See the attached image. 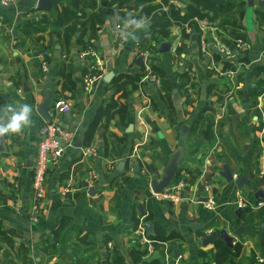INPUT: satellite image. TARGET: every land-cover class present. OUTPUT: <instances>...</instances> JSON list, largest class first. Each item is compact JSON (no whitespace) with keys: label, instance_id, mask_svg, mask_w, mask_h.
<instances>
[{"label":"crops","instance_id":"1","mask_svg":"<svg viewBox=\"0 0 264 264\" xmlns=\"http://www.w3.org/2000/svg\"><path fill=\"white\" fill-rule=\"evenodd\" d=\"M94 1L92 6L93 0H79L86 15L97 11L99 0ZM228 1L244 3L242 18L235 14L232 24L225 22L232 17L230 12L200 19L217 25V30L207 34L212 47L215 43L231 46L233 39L246 38L249 50L230 56L216 52L206 56L200 49L201 32L193 21V29L188 22L172 25L168 39L155 41L148 32L145 44L153 52L136 66L140 50L131 47L132 40L141 29L161 20V0L151 1L157 7L148 18L140 20L141 28L122 25L126 33L123 47L114 46L117 17L112 14L97 27L93 45L104 61L103 76L111 70L114 75L108 82L102 78L90 93L82 82L84 70L78 58L81 45L73 38L68 47H62L58 33L63 29L53 23L57 13L71 6L72 0H53L50 10L38 8V0L0 4V114L9 105L27 104L32 108L31 125L20 133H8L4 150L0 151V227L5 234H0V264H110L113 254L126 264H136L130 256V251L139 247L134 229L139 222L147 221L153 230L156 227L166 235L174 234V238L152 242V249L147 248L143 257L147 263L159 260L170 264L172 250L178 249L179 256L172 264H218L217 244L227 248L224 243L217 240L201 246L198 238L222 229L233 234L241 227L232 248H227L235 255L222 264H250L255 255L264 254V206L256 207L264 198H254V190L264 183L259 176L264 142V115L259 107L264 110V85L257 97L244 101L248 89L264 81V59L258 60L264 42L259 22L263 21L255 13L264 3L252 8L257 27L249 30L245 2ZM187 2L180 0V6L185 8ZM129 5L134 6V0ZM120 10L127 13L125 8ZM37 25L45 30L36 33ZM81 29L78 27L76 35ZM162 40L170 42L166 53L157 51ZM45 53L46 70L41 67ZM212 63L225 72L235 71L236 76L217 73ZM258 66L263 71L256 73ZM153 67L162 71L161 83L157 75L159 86L149 75ZM120 73L140 75L135 87L125 85L126 97H121V91L111 84ZM66 75L73 80V89L68 80L66 83ZM47 78L51 80L53 98L64 96L72 103L68 114L54 117L71 131L72 145L48 172L47 193L38 202L39 219L34 222L29 161L30 156L34 160L39 130L45 122L37 107ZM30 87L32 90L26 91ZM112 100L126 105L124 123L117 113L99 114ZM181 131L186 133V154L175 181L184 180L187 196L176 203L154 200L147 174L160 177ZM134 161L141 168L139 178L133 171ZM223 161L233 175L245 174L250 185L237 188L233 182H226L218 174ZM89 171L97 175L84 188L82 177ZM69 182L79 188L63 195L61 189ZM237 193L247 202L239 218L234 214ZM206 197L214 199V209L205 208ZM192 224L200 228L193 231Z\"/></svg>","mask_w":264,"mask_h":264},{"label":"trees","instance_id":"2","mask_svg":"<svg viewBox=\"0 0 264 264\" xmlns=\"http://www.w3.org/2000/svg\"><path fill=\"white\" fill-rule=\"evenodd\" d=\"M132 0H99V7L97 11L86 15L82 10L79 0H72V5L67 7L63 11H59L57 16L53 18V23L57 26L62 27V33H58V38H62L63 42L61 43L62 47H68L71 44L73 38H76V42L81 45V48H85L87 45L94 46V41L97 34V27L101 26L106 18L115 14L117 17V24L121 26L126 23L129 19L140 21L142 19H146L150 16V14L156 9V5L151 4L152 0H134V6H130L129 2ZM95 1L91 2L92 6L95 5ZM161 4L159 6L167 7V10L164 11L161 15V20L154 22L148 26L147 29H141L140 33L135 35L131 47L138 46L137 50L144 51L150 50L153 51L152 48L147 47L145 44V35L148 32H151V38L156 41L157 38L168 39L171 36L170 27L174 24H183L188 22L190 28H195V24L193 22V17L198 18H212V16L218 14H232L231 18H226L225 22L232 24V19H234L235 14H238L241 18L244 15V9L242 8L244 3L240 2H229L225 0L223 3L216 2L214 0H188L185 8L180 6V0H161ZM175 3V4H174ZM115 6V7H113ZM113 7V9H112ZM264 6H259L258 8H263ZM121 8H125L127 13L121 11ZM255 9L256 15L259 19H262L264 22V10ZM210 14L212 15L211 17ZM234 15V16H233ZM47 22V20H44ZM78 27L82 29L76 35ZM130 28H134L135 26L128 25ZM34 30L37 32L44 31V26H34ZM84 37L86 40L84 41ZM38 40L42 39V37H38ZM52 42H54L52 40ZM153 71L160 75V83H161V75L162 71L156 67H153ZM84 70V68H83ZM263 71L262 66L256 67V73ZM140 75L138 73L135 74H126L120 73L114 76L111 80V84L117 87L118 91H121V97H126L125 85H130L135 87V82L138 81ZM65 80L70 84L69 88H74V82L71 79L70 75L65 76ZM264 81L257 82L256 87L249 88L248 93L246 94L244 101L249 102L252 98L257 97L263 89ZM114 113L119 115V120L121 123L125 122L126 117V105L124 103L116 102L115 100L108 103L105 108L100 110L99 114H105L107 116H111ZM178 177V175H177ZM177 177L175 179H177ZM175 181V180H174ZM136 224V223H135ZM0 234L5 235L0 227ZM174 238V234H164L159 230V228H154L153 235H149V239L152 240L154 244L157 241L162 242L168 239ZM218 254L216 259L218 260V264H222V262H226L227 258L232 259L230 256H233L232 252L229 249L222 246L221 243L217 244ZM147 248H134L130 251V256L132 257V262L139 264L144 262L143 257L146 254ZM239 250V245L236 246V251ZM253 262V261H252ZM251 262V263H252ZM110 264H126L123 262V259L115 256L114 254L110 256ZM144 264H161L159 260L144 262Z\"/></svg>","mask_w":264,"mask_h":264},{"label":"built area","instance_id":"3","mask_svg":"<svg viewBox=\"0 0 264 264\" xmlns=\"http://www.w3.org/2000/svg\"><path fill=\"white\" fill-rule=\"evenodd\" d=\"M12 0H0V4L6 6L11 4ZM175 4V3H174ZM163 11L167 10V7L163 6ZM193 21L197 24L199 31L201 32L200 49L208 56L212 57L213 53L221 54L222 56H230L235 53L247 52L250 48L249 42L244 37H237L233 39L231 46L224 44L215 43L214 47L210 46L207 42V34H211L214 30H217V25L213 22H209L205 19L193 17ZM259 26L264 30V22H259ZM113 43L114 46L123 47L124 40L126 39L125 29L120 25L114 26ZM45 53L41 56V67L46 70L48 61ZM140 55L143 58L148 57V50L140 51ZM78 58L80 64L84 68V74L82 77L83 87L86 92L90 93L93 91L95 84L102 80L105 69L103 58L96 51L94 46L87 45L85 48H81L78 52ZM264 59V42L262 43L259 53L258 60ZM217 73L222 75L229 74L230 77H235V71H223L217 68L216 63H212ZM149 69V66L146 67ZM152 81L159 86L158 77L149 71ZM72 109V103L64 96H57L53 98L48 113L51 115L49 121H45L39 130V142L37 152L33 160L32 165V187H33V205L31 219L37 222L39 217L37 215L38 202L45 197L47 193V176L50 168L59 163L63 156L66 147L72 145L71 131L63 126L56 118L58 115L68 114ZM261 115H264V110L259 107ZM95 171H89L82 177V181L87 186L91 185L93 180L96 178ZM259 176L264 180V142L261 141V153H260V164H259ZM236 174L233 178H236ZM79 187L75 186L72 182L67 183L61 189L63 195L74 193ZM264 190V183L259 187ZM187 189L183 179L173 181L160 193H152L151 197L154 200L161 202L176 203L183 199V192ZM238 199L236 201L237 207L244 208L247 205L246 200L237 193ZM203 204L205 208L212 210L215 208V201L212 197L204 198ZM264 206V202H258L256 207ZM134 234L137 236V243L139 247H146L152 249V241L146 234V228L143 222H139L134 229ZM252 264H264V254L255 255Z\"/></svg>","mask_w":264,"mask_h":264},{"label":"water","instance_id":"4","mask_svg":"<svg viewBox=\"0 0 264 264\" xmlns=\"http://www.w3.org/2000/svg\"><path fill=\"white\" fill-rule=\"evenodd\" d=\"M216 2L223 3L225 0H214ZM246 4V8L252 9L256 4L261 5L264 3V0H243ZM37 6L40 9L43 10H50L54 7L53 0H38ZM248 11V10H247ZM246 11V12H247ZM252 12V10H251ZM170 50V42L162 40L159 42L158 45V53H166ZM143 60V56L139 55L135 60V65L140 66L141 62ZM1 68V66H0ZM114 75V71H109L105 76H103V80L105 82H108L111 77ZM51 80L49 78L46 79V89L44 92V96L40 102V104L37 107V112L39 115L43 118L44 121H49L51 119V115L48 113L50 105L53 100V92L52 88L50 86ZM23 86L26 87L27 83L24 82ZM26 90V88H25ZM32 88H28L26 91H31ZM185 131H181L179 135V140L177 142V147L174 149V151L169 155L168 160L160 174V177H157L156 173H151L150 175L147 174V177H150L149 179V187L152 193H160L163 189H165L168 185H170L176 178L179 170H180V162L183 158V156L186 154L184 151V139H185ZM8 134L4 136H0V151L4 150V142ZM33 156H30L29 166H32ZM122 166L124 165V162L120 163ZM122 170V169H121ZM133 171L137 178L141 177L140 172L141 168H139L138 161L133 162ZM142 173H145V170L142 171ZM147 173V172H146ZM218 174L226 181V182H233L234 185L237 188H241L242 185H250V181L246 178L245 174H241L236 178H233V174L231 170L228 168V166L224 163L222 168L218 171ZM82 187L87 188L86 183L82 182ZM92 192V188H91ZM187 190L184 191L183 198L187 196ZM254 198L255 200L259 198H264V190L261 188H256L254 190ZM242 211L241 207H237V209L234 211V214L239 218L240 213ZM144 226L146 228V234L147 236L153 235V228L152 223L147 221L144 223ZM195 227L200 228L198 224H192L191 229L195 231ZM243 228H239L238 230L234 231L233 234H229L226 230L222 229L218 232H211L209 234H202L198 238V245L206 246L207 244H212L217 240H220L224 243V245L227 248H232V243L235 241L234 236L237 235L240 231H242ZM173 258L170 261V264L179 256V250L173 249Z\"/></svg>","mask_w":264,"mask_h":264},{"label":"clouds","instance_id":"5","mask_svg":"<svg viewBox=\"0 0 264 264\" xmlns=\"http://www.w3.org/2000/svg\"><path fill=\"white\" fill-rule=\"evenodd\" d=\"M126 23L137 29L143 26V21L133 19H129ZM31 114L32 108L27 104H21L18 107L6 106L3 113L0 114V136L22 132L25 127L31 125Z\"/></svg>","mask_w":264,"mask_h":264},{"label":"rangeland","instance_id":"6","mask_svg":"<svg viewBox=\"0 0 264 264\" xmlns=\"http://www.w3.org/2000/svg\"><path fill=\"white\" fill-rule=\"evenodd\" d=\"M248 10V11H247ZM252 9H248L246 8V24H247V27L249 30H252L254 29L255 27H257L256 25H254V22L252 20V12H251ZM146 51V50H145Z\"/></svg>","mask_w":264,"mask_h":264},{"label":"flooded vegetation","instance_id":"7","mask_svg":"<svg viewBox=\"0 0 264 264\" xmlns=\"http://www.w3.org/2000/svg\"><path fill=\"white\" fill-rule=\"evenodd\" d=\"M153 51H148V53H149V55L152 53ZM150 72L151 73H153V74H155L156 76H157V73L155 72V71H153V70H150ZM142 247H144V246H142ZM139 248V247H138ZM144 248H146V247H144ZM250 264H252V263H250Z\"/></svg>","mask_w":264,"mask_h":264}]
</instances>
